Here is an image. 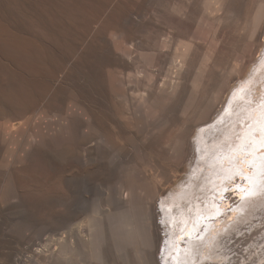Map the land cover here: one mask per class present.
<instances>
[{"label": "bare ground", "instance_id": "bare-ground-1", "mask_svg": "<svg viewBox=\"0 0 264 264\" xmlns=\"http://www.w3.org/2000/svg\"><path fill=\"white\" fill-rule=\"evenodd\" d=\"M244 1L166 4L158 25L136 29L140 37L122 24L159 14L153 11L149 18L126 10L108 36L87 31L78 68L69 60L63 68L51 65L50 53L44 56L40 46L45 41H31L29 106L0 122V145L6 147L0 224L17 219L22 235L47 231L40 222L43 230L23 220L25 187L14 167L27 162L44 163L52 173L64 169L67 174L57 178L66 199L56 197L66 212L54 221L55 239L44 243L34 237L32 242L23 235L17 247L0 254V264H116L118 259L123 264H199L224 243L241 213L253 206V196L264 197V85L262 97L255 99V79L241 83L253 62L264 82V48L254 59L256 36L232 68L241 87L231 89L220 80L215 93L206 96L208 81L217 76L212 66L224 64L219 52L226 16L242 11ZM254 21L259 31L264 0ZM172 128L177 135L166 141ZM186 167L191 168L188 185L174 193ZM194 190L203 193L204 202L192 203ZM166 196L170 201H164ZM99 197L106 203L102 213ZM6 230L1 228V236L9 237ZM54 243L62 249H53Z\"/></svg>", "mask_w": 264, "mask_h": 264}, {"label": "rangeland", "instance_id": "rangeland-1", "mask_svg": "<svg viewBox=\"0 0 264 264\" xmlns=\"http://www.w3.org/2000/svg\"><path fill=\"white\" fill-rule=\"evenodd\" d=\"M259 1L260 0H245L243 2V8L241 9L242 11L226 16V37L221 45V50L219 49L221 51L219 54L224 59V64L220 67L212 66V70L217 76L214 80L208 81L206 96H211L215 93L217 82L219 83L220 80H227V82L230 83L231 89H238L241 87L239 86L241 83L245 82L244 85H246L248 82L255 79L256 83H254L252 87V93L255 99H260L262 97L261 93L264 82L259 79L260 71L255 72V62L249 66L246 73L247 76L241 83L240 80L237 79V73L232 69L239 61V58H241L243 49L252 42L254 36H256V44L258 45L254 54V59L259 60L262 56L264 48V25L259 31L257 29L255 30L254 26L255 12ZM181 2L182 0H0V122L5 116L15 112L19 107L24 108V106H29L28 73L30 72L31 55L33 53L31 50V47L33 49V44L31 45L30 43H32L33 40L39 41L37 43L40 44L41 41H45V44L42 43L43 45L41 44L40 46L44 48V56L46 55L49 57L51 55L49 58L50 60L52 58V61H49L51 65H55L56 63L58 64V68H63L64 63L69 60L70 63H75V67L78 68L79 59L77 53L81 51L85 41H87L86 37H89V35H87L88 33L90 34L96 29L98 34L102 32L105 36H108V31L112 30L115 18L119 15L122 16V13L129 9L140 11L150 18L149 14L153 11L157 12V14L163 13L166 4H179ZM160 15L161 14L152 15L150 21H148L147 18V22L144 20L136 25L127 20V23L124 22L121 28H124L126 31L132 30V34L137 33L136 36L140 37L141 33L136 32V29H142L143 31L149 27L158 25L160 22L159 20H161L159 18ZM261 31H263V35ZM129 32L131 33V31ZM100 54V56H105L104 53L102 55L100 52ZM103 57L101 62L105 60V57ZM22 92L24 93L23 96L16 95ZM227 105L228 103H226L225 107H227ZM17 125L18 124L14 125L12 129H16ZM177 132V128H172L167 134L166 141L172 140L177 135ZM5 148L4 145H0V189L3 183L2 174L4 173V165L2 157ZM47 169L51 172V169L48 166L46 167V164L44 165V163H41L38 167L33 166L31 162H27L24 165L17 164L14 167V170H19V179L22 180L23 187H25L23 190L28 212L23 216V220L27 223L28 221L31 223L34 222L36 226L38 225L39 230L45 228L40 229L42 225L47 228V231L43 230L39 232L40 234L35 231H33L32 234L31 232H26V235H23L26 237L27 241L32 240L34 237L37 242L38 240L39 242L44 240V243L46 240L55 239L57 236L55 231L57 224L54 223L65 214L63 212H66V210L63 209L62 200H60L62 198L63 200L66 199V196L63 194L64 191L62 193L63 189L61 188L60 177H63V175L67 173L64 169L57 170L56 168L54 173L47 172ZM190 171L191 168L189 167H186L185 170L181 169L182 176L172 188V191H175L174 193L180 189L186 188V185H183L189 180ZM61 172L62 174L60 175ZM52 174L55 176V179ZM58 176L60 177L57 178ZM183 177L184 179H182ZM262 177V181H264V173ZM230 191H232V189H230ZM261 191L260 192L264 195V188ZM200 192L194 190L192 193L191 201L195 200L192 201L193 204L199 200L200 203L204 202V198L202 199L203 193L201 192L202 194H199ZM57 195L60 196V199L57 198ZM63 195L65 197H63ZM170 195L172 194L170 193ZM234 195V193H231L230 198ZM258 195L260 194L257 193V195L253 196L256 201L252 203L253 206L250 204L252 207L245 209L246 211L241 213L240 216L242 218L239 219L240 221H235L236 225L230 233L225 236L224 243L218 247V249H214L213 253L210 252L208 257L199 264H264V197L262 196V198L261 194V201H257L259 199ZM99 198L97 205L100 213L104 207L106 208V203L102 200L103 197ZM164 198V201H170L169 197L166 196ZM236 202H238L237 199H234L232 203ZM55 203L58 204V206ZM184 204L189 207V200L185 201ZM99 205H101V207ZM53 216L56 218L53 219ZM4 219H6V221ZM4 219L2 221L3 226L0 224V232L2 227L7 229L5 234H8L9 237H3L0 233V254L8 252L11 248L15 247V244L17 247L18 238L23 236L16 230L18 226L20 227L17 219L13 222L9 218ZM8 219L10 222H8ZM33 234L37 236H33ZM49 234L51 236H49ZM54 245L53 249H57V251L62 249L56 243H54ZM87 258L88 260H86ZM83 259H85V257H83ZM86 259V262L89 261L88 263L95 261L90 257H86ZM85 260L83 261L85 262ZM120 260H117L118 263H116L115 260L114 263L123 264L122 260Z\"/></svg>", "mask_w": 264, "mask_h": 264}]
</instances>
